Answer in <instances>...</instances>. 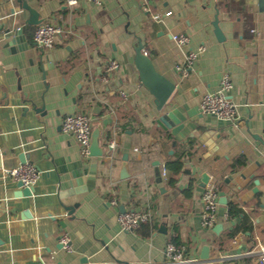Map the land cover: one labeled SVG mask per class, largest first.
<instances>
[{
	"label": "crops",
	"instance_id": "1",
	"mask_svg": "<svg viewBox=\"0 0 264 264\" xmlns=\"http://www.w3.org/2000/svg\"><path fill=\"white\" fill-rule=\"evenodd\" d=\"M25 1L41 22H55L63 32L51 49L34 47L35 26L24 25L28 12L17 0H0V264H83V258L84 264H170L164 256L167 241L197 260L208 245L210 258L229 253L237 256L231 264H259L255 252L264 247V11L253 0H146L162 15L155 22L139 0L74 6L65 0ZM18 27H25L23 38L11 50L7 43ZM172 32L187 33L192 48L204 47L184 79L174 68L178 50ZM137 38L155 69L175 85L163 111L136 73H128L122 57L132 54ZM110 60L119 67L102 80ZM223 72L233 83L234 123L199 110L203 93L217 87ZM172 109L185 117L174 132L175 123L158 122ZM74 112L90 116L103 148L95 175L82 181L91 157L82 158L77 141L60 128L62 118ZM208 129L220 135L215 151L199 141ZM109 141L116 143L113 151ZM184 150L190 154L170 185L172 174L167 170L163 179L161 166ZM20 153L38 170L30 196L14 195L17 181L5 174L19 164ZM238 159L244 164L232 169ZM204 172L218 187L211 227L200 220ZM231 201L243 210L245 223L241 214L223 217ZM122 207L150 210V233L143 234L146 226L122 231L116 222ZM236 225L247 229L226 238ZM62 233L70 237V251L58 242Z\"/></svg>",
	"mask_w": 264,
	"mask_h": 264
},
{
	"label": "built area",
	"instance_id": "2",
	"mask_svg": "<svg viewBox=\"0 0 264 264\" xmlns=\"http://www.w3.org/2000/svg\"><path fill=\"white\" fill-rule=\"evenodd\" d=\"M67 6L77 5L80 1L92 3L94 5H100L102 0H65ZM140 8L145 13L149 14V17L159 22L162 19L160 13H156L151 10L146 0H139ZM170 11H166L164 15H170ZM16 29H19L16 28ZM63 29L60 25L52 21L40 22L35 25L32 34L31 41L34 47L39 49H51L56 43L58 37L62 34ZM170 38L174 42L178 50V60L175 63V70L179 74L181 79L186 78L190 71L193 69L195 60L203 52L204 47L202 45L192 48L190 45V38L185 32H172ZM119 63L114 60H110L104 67L105 75H102V80H107V75L113 73L118 69ZM233 88V83L230 78V74L223 72L217 87L213 90L203 93L200 102L199 110L202 114L213 116L219 120L234 123L237 120V105L230 98V92ZM119 94L122 98H126L127 93L125 90H119ZM61 131L67 135L72 136L80 147V155L82 158L90 157V142H91V119L85 112H74L65 115L62 118L60 124ZM108 149L113 151L116 147L115 141L108 142ZM6 176L9 178L20 181L23 187H31L38 178L37 168L30 162L19 163L13 167L6 169ZM161 177L167 178V169L165 165L161 166ZM202 209L200 213L201 224L204 227H211L216 219L217 211V189L214 181L208 177L207 181L203 185L201 193ZM115 203L114 199L110 201ZM227 218V213L223 215ZM151 212L148 209L145 210H124L118 212L116 215V222L120 229L125 232L135 231L137 227L146 222L151 221ZM61 247L66 250H71V241L67 233H62L58 239ZM257 256V262L264 264V247L259 245L255 252ZM164 256L170 264H198V260L195 257L187 256L181 247L176 246L171 241H167L164 247ZM237 258L229 253H225L219 257L210 258V264H223L229 263Z\"/></svg>",
	"mask_w": 264,
	"mask_h": 264
},
{
	"label": "water",
	"instance_id": "3",
	"mask_svg": "<svg viewBox=\"0 0 264 264\" xmlns=\"http://www.w3.org/2000/svg\"><path fill=\"white\" fill-rule=\"evenodd\" d=\"M19 3V7L22 9H25L28 12V16L24 21L25 26H35L38 23L41 22V18L39 16V13L36 9L32 8L27 4L25 0H17ZM254 3L257 4L259 11H264V0H253ZM215 26V34L218 39L222 38V35L219 32V29L217 28L216 24ZM25 30V27L15 29L13 31V34L11 35L7 45L10 47L11 50H16L17 47H15V44H19V42L23 38V32ZM20 48V46H18ZM22 47V46H21ZM132 54L128 55L127 53H124L122 57L125 60V63L128 65V73L133 75V73H136L138 80L140 83L149 91V93L153 96V102L158 111H163V108L165 107L167 100L169 99L170 95L173 93L175 89L174 83L159 73L153 63L150 59L149 55L144 51L143 44L140 40V38H137L136 46L132 50ZM44 69L46 68V65H43ZM185 120V117L179 113L177 109L167 110L162 112L160 115L158 122L169 126L170 124H176L177 127L173 130V132L180 128ZM220 138L219 133H216L213 129H208L206 132H204L203 135H201L199 141L203 143L209 151H215L217 148L216 141ZM90 166L87 170L86 177H81V181L85 180L87 177L93 178L95 175V169H96V161L98 157H101L103 155V148L99 145V128L94 129L91 133V142H90ZM209 153V152H208ZM1 156V155H0ZM123 159L126 160V156L123 155ZM19 163H24L27 160V155L20 153L18 155ZM154 164H158L157 161H155ZM1 167V164H0ZM121 172L124 176L126 174V163L121 164ZM188 172V171H187ZM158 171L156 172V175H158ZM208 175L204 172L201 174V185H204V183L207 181ZM79 180V181H80ZM78 182V181H77ZM17 188L18 191L14 195H23V196H30L33 191V187H23L22 183L20 181H17ZM220 201L222 203L226 202V197L222 196L220 198ZM68 214H70L73 210V206L67 207ZM125 209L122 207L121 212H123ZM160 232H165L164 225H161L159 227ZM82 263H87L86 258H83L81 260ZM110 264H129L127 262L114 260L113 263ZM198 264H210L209 263V246L204 245L201 249ZM223 264H229V263H223Z\"/></svg>",
	"mask_w": 264,
	"mask_h": 264
},
{
	"label": "trees",
	"instance_id": "4",
	"mask_svg": "<svg viewBox=\"0 0 264 264\" xmlns=\"http://www.w3.org/2000/svg\"><path fill=\"white\" fill-rule=\"evenodd\" d=\"M34 29V28H33ZM33 31V30H32ZM189 151L187 150H184V151H181L174 160H169V161H166L165 162V167L168 171L171 172V176L168 177L167 181H168V184L172 185L174 184L175 182V177L174 175L177 174L181 168H182V164H183V159L185 156H189ZM244 164V161L242 160H236V162H234V164L231 165V168H235L236 166H241ZM216 183V182H215ZM192 184H193V179H190L189 181V185L188 187L186 188V191L187 193H190V189L192 188ZM217 186V184H216ZM218 189V187H217ZM242 215V220L243 222L245 221V214L243 212V210L237 206L236 203L234 202H228L227 204V215L229 218H234L236 217L237 215ZM150 222H146V223H142L140 224L138 228L142 227V226H146V230L145 232L143 233L144 235H148L150 233V230H152V228L154 227V225H151L149 224ZM245 223V222H244ZM151 226V227H150ZM136 229V230H137ZM245 229H247V226H240V225H236L234 226L232 229L228 230L225 234L226 238L230 239L234 236V234L238 231V230H241V231H244ZM172 240L173 242H175L176 244H178V241L175 239V237L172 236Z\"/></svg>",
	"mask_w": 264,
	"mask_h": 264
}]
</instances>
